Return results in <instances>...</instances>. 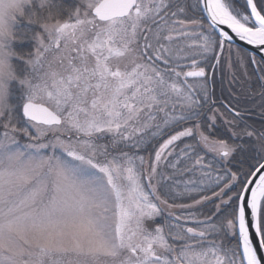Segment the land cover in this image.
<instances>
[{
  "label": "snow or ice",
  "instance_id": "1",
  "mask_svg": "<svg viewBox=\"0 0 264 264\" xmlns=\"http://www.w3.org/2000/svg\"><path fill=\"white\" fill-rule=\"evenodd\" d=\"M0 264H264V0H0Z\"/></svg>",
  "mask_w": 264,
  "mask_h": 264
}]
</instances>
